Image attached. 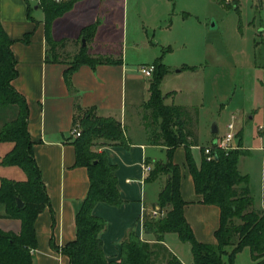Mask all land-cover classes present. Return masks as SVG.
I'll return each instance as SVG.
<instances>
[{"label":"crops","instance_id":"obj_1","mask_svg":"<svg viewBox=\"0 0 264 264\" xmlns=\"http://www.w3.org/2000/svg\"><path fill=\"white\" fill-rule=\"evenodd\" d=\"M32 1L29 17L26 0H0V22L7 35L14 40L11 50L16 61L17 76L12 85L27 104V130L50 202V206L40 212L34 221L36 246L33 250V264H70L61 248L75 238L76 210L89 188L87 168L75 164L76 137L72 131L77 129L76 123L81 116L84 119L88 116L89 119L112 117L119 123L124 134L125 144L114 142L99 148L108 161L116 166L115 176L121 203L110 205L98 202L93 207V214L105 221L100 232L104 254L108 259L118 260L120 244L130 232H135L150 243L154 241L153 234L145 232L143 221L149 217L153 206L158 205L159 192L169 176L161 173L154 178L150 177L154 162H164L167 156L166 147L161 142L150 144L149 136L154 134L151 111L146 107L150 77L143 76L138 70L139 66L160 62L167 68L159 85L163 104L182 107L188 113L183 120L187 129L193 127L196 132L197 144L191 147V153L197 164L203 155L202 148L213 144L222 134L219 121L223 115L221 112L218 115L203 113L202 98L189 93L182 97L181 88L162 90V83L167 77L176 81L185 79L191 83L205 68L184 63L171 70L170 64L163 58L169 46L162 49L160 55L153 52V47H163V42L160 39H149L146 30L138 39L143 49L153 53L152 60H138L134 64L126 57L124 46L130 20L129 11L138 10V15L140 12L146 15V11L154 5L156 12H159L158 17L166 18L170 9L166 0H135L131 5L129 0H76L68 11L51 23L52 39L55 42L64 40L63 45L57 49L76 52L80 44V47H86L91 57L101 56L111 62L94 66L81 64L71 72L69 83L65 79L68 60L59 57L57 61H51L47 57L44 12L36 6L35 0ZM234 6L239 9L240 3ZM139 19L142 28L148 25L146 18L141 16L138 25ZM93 23H97L93 37L83 39L82 29ZM26 34H29V41L25 43L21 39ZM131 45L132 48L139 47L135 39ZM190 90L188 87V92ZM216 106L219 110L226 103L218 102ZM213 122L217 125V133L211 132ZM150 127H153V132L151 129L149 131ZM239 128H236L234 138L237 140L233 139L232 144L234 149L244 151L239 157L237 168L241 175L247 176L250 194L251 180L248 173L240 170V162L252 152L243 142V128ZM258 132L261 137L263 128L258 127ZM8 148L7 144L1 143L0 156ZM172 160L181 170L179 189L186 202L183 207L184 217L197 241L213 245L216 243L214 232L219 226V208L200 201L183 146L175 149ZM147 165L150 166L149 170L145 169ZM15 169L14 166L0 165V177L13 178L17 172ZM263 183L264 156L259 175L255 177L259 197L256 201L252 197L251 208L256 211L264 210ZM0 213L3 211L0 210ZM0 229L18 232L20 221L0 218ZM171 234L164 233L161 243L182 264H194L190 243V255L185 256L184 241L177 234L176 237Z\"/></svg>","mask_w":264,"mask_h":264},{"label":"trees","instance_id":"obj_2","mask_svg":"<svg viewBox=\"0 0 264 264\" xmlns=\"http://www.w3.org/2000/svg\"><path fill=\"white\" fill-rule=\"evenodd\" d=\"M26 1L27 14L30 17L32 5L29 0ZM75 1L35 0L36 6L44 12L47 57L51 61L58 60L57 48L64 43V40L55 42L52 39L51 23L68 11ZM96 26L97 23H93L84 27L81 31L82 38H92ZM21 41L28 42L29 34ZM13 42L0 22V109L11 105L17 108L14 118L3 123L0 128V144L9 146L0 156V164L16 166L24 174L23 179L0 178V204L4 208L0 218L20 221L18 232L0 229V264H33V250L36 246L34 221L40 212L50 206V202L34 159L32 141L27 130V104L12 85L17 76L16 61L11 50ZM106 62L111 60L101 56L91 57L85 46L80 47L78 55L68 62L65 79L69 83L71 72L81 64L94 66ZM152 64L154 69L149 81L146 107L151 111L152 123L158 128L155 141L166 147L167 159L164 162H154L150 177L154 178L161 173L169 175L159 192L158 205L153 206L158 207L159 212L164 211V207H169L166 214L157 218L145 217L143 221L145 232L152 233L154 241L150 243L135 232H130L120 244V258H106L100 238L105 221L93 214V207L98 202L119 205L121 197L115 176L116 166L108 161L104 153H91L88 138L93 134L110 135L118 132L114 139H122L119 141L123 144L125 139L120 135L121 126L114 118L89 119L88 116L85 121L93 124L97 120V123L82 129L74 145L75 164L87 168L89 188L76 210L75 238L61 248L62 253L69 258L70 264H182L161 243L164 233L175 232L180 240L190 243L194 264L232 263L237 253L245 247L249 248L256 264H264V210L256 211L251 208L253 199L247 186L248 178L241 175L237 168L239 157L244 151L231 149L225 152L216 149L212 159L207 160L203 154L197 164L191 153V147L197 144L196 132L193 127L187 129L183 120L188 113L182 107L163 104L159 85L167 73V68L160 62ZM178 146L184 147L186 163L195 192L201 197L200 201L219 208V226L214 232L216 243L213 245L197 241L184 217L183 207L186 202L179 189L181 170L172 160ZM17 198L23 202L22 207L17 206ZM235 219L239 221L236 222Z\"/></svg>","mask_w":264,"mask_h":264},{"label":"rangeland","instance_id":"obj_3","mask_svg":"<svg viewBox=\"0 0 264 264\" xmlns=\"http://www.w3.org/2000/svg\"><path fill=\"white\" fill-rule=\"evenodd\" d=\"M132 1L135 2L129 0L130 5ZM166 1L168 7L170 6L166 18L158 17L159 12H156L157 8L154 5L146 11V15L143 12L138 15V10L129 11L130 20L124 46L126 57L134 64L138 60H152L153 53L143 49L139 41L146 30L149 39L152 38L154 41L160 39L163 42L161 43L163 47L156 45L153 47V52L160 55L162 49L169 46L170 49L164 51L163 58L170 64L171 70H175L174 66L184 63L205 68L203 73L191 80V83L185 79L176 81L167 77L162 83V90L181 88L182 97L187 93L200 96L204 102L203 113L217 115L219 112L222 113L223 119L219 121L221 132L224 131L225 124L231 121L236 128H243V142L252 153L241 160L240 170L249 174L250 194L256 201L259 197V188L255 185V177L259 175L264 156V0ZM30 2L33 3L32 0ZM238 2L239 9L234 6ZM139 16L146 18L148 25L142 28L140 19L141 26L138 25ZM134 39L139 47L132 48L131 43ZM79 45L76 52L57 49V53L61 59L69 62L78 55ZM188 87L191 88L189 92ZM218 102H225L226 106L218 110L216 106ZM16 112L15 105L0 109V128L3 123L14 118ZM95 123L97 120L93 124ZM93 124L85 121L81 116L76 126L77 130L82 131L84 128L92 127ZM259 126L263 128L261 137L258 132ZM153 127L154 134L151 133L149 136L150 144L155 142L158 134V128L154 124ZM153 127H150L149 131L151 129L153 132ZM119 131L124 137L121 127ZM117 135L118 132L110 135H90L88 139L91 153L100 155L104 153L99 151L102 146L122 141V139H114ZM234 140L236 141L237 138ZM15 170L17 172L9 179H23L24 174L20 168L16 167ZM168 208H163L165 214ZM0 210L4 212L1 204ZM172 233L171 235L176 237V233ZM183 245L186 247L183 254L190 255L189 243L184 242ZM227 249L229 250L230 247ZM226 264H256V262L252 259L249 248L245 247L237 253L232 263Z\"/></svg>","mask_w":264,"mask_h":264},{"label":"built area","instance_id":"obj_4","mask_svg":"<svg viewBox=\"0 0 264 264\" xmlns=\"http://www.w3.org/2000/svg\"><path fill=\"white\" fill-rule=\"evenodd\" d=\"M59 1V0H56ZM228 1H234V0H228ZM154 69V65L153 64H147V65H140L138 70L140 71L141 74H143V76L145 77H151L152 72ZM259 128H261L259 126ZM72 134H74L75 137H78L80 135V131L77 129H73ZM235 134H236V128H235V124L234 122H228L225 125V129L222 132V134H220L216 140L215 143L208 145L206 147H203L202 152L205 155V158L207 160H210L213 158V154L214 151L216 149L218 150H222V151H229L231 149H234V146L232 144L233 139L235 138ZM146 170L150 169V166L147 165L145 166ZM165 214L164 211L159 212L158 207L152 208L149 217L152 218H157V217H162Z\"/></svg>","mask_w":264,"mask_h":264},{"label":"water","instance_id":"obj_5","mask_svg":"<svg viewBox=\"0 0 264 264\" xmlns=\"http://www.w3.org/2000/svg\"><path fill=\"white\" fill-rule=\"evenodd\" d=\"M212 25H213V24H212ZM82 45H83V46L85 45L83 39H82ZM160 121H161V119H160ZM217 130H218V129H217V125H216L215 122H213L212 125H211V132H212V133H217ZM213 143H215V140L213 141ZM16 202H17V206H18V207H22V206H23V202H22L20 199L17 198Z\"/></svg>","mask_w":264,"mask_h":264}]
</instances>
